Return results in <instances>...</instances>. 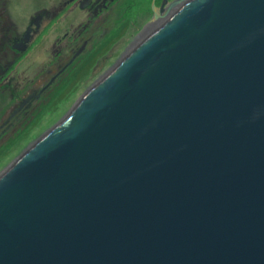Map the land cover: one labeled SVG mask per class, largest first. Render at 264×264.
I'll return each instance as SVG.
<instances>
[{"label": "water", "instance_id": "water-1", "mask_svg": "<svg viewBox=\"0 0 264 264\" xmlns=\"http://www.w3.org/2000/svg\"><path fill=\"white\" fill-rule=\"evenodd\" d=\"M152 13L0 173V264H264V0Z\"/></svg>", "mask_w": 264, "mask_h": 264}, {"label": "flooded vegetation", "instance_id": "flooded-vegetation-1", "mask_svg": "<svg viewBox=\"0 0 264 264\" xmlns=\"http://www.w3.org/2000/svg\"><path fill=\"white\" fill-rule=\"evenodd\" d=\"M117 2L118 0H63L52 10L38 14L25 31H14L11 22L5 17L1 19V12H5V9H0V96L4 93L8 96V103L0 105V159L8 148L15 146L27 133L29 126L25 128V124L23 127L24 122L29 116H35L40 103L46 100L53 102L55 99L59 102L69 95L72 77L75 78L74 72L80 71L82 56L89 42L94 39L96 25H100L94 21H106V16ZM161 3V0L156 2L158 6ZM0 6H4L1 0ZM77 10L86 11L87 18L79 21L78 32H72L69 22L72 13ZM86 33H89L88 36ZM123 37L124 35H120L115 39L109 49ZM55 38L57 41L52 45L53 57L44 59L46 54L42 60L37 61L39 50L46 48ZM39 61L42 62L41 70L30 69L32 64L38 65ZM25 70L29 72L26 77ZM80 81L81 79L75 86ZM42 112L40 110L37 115Z\"/></svg>", "mask_w": 264, "mask_h": 264}, {"label": "rangeland", "instance_id": "rangeland-1", "mask_svg": "<svg viewBox=\"0 0 264 264\" xmlns=\"http://www.w3.org/2000/svg\"><path fill=\"white\" fill-rule=\"evenodd\" d=\"M62 1L63 0H1L4 6H0V9H5V12H1V14H3L1 19L5 17L11 22L14 26V31H25L26 27L29 26L31 21L34 20L38 14L52 10L54 6L59 5ZM172 1L174 0H171V2ZM156 2L157 0H155V3ZM152 3L153 0H118L106 16V21L102 19H97L99 22L97 20L96 22L94 21V23L100 25H96L94 39L89 42L87 50L84 56H82L83 62L80 65V71L76 70L74 72L75 78L72 77L69 95L59 102L55 101V99L53 102L51 100H46L39 104L37 113L34 114L35 116L33 118L29 116L24 122L23 127L25 124H27L25 128L29 126L27 133H25L15 146L8 148L7 153L5 152L3 158L0 159V173L8 168V166H10L34 141L64 118L83 93H85L100 77L107 73L140 37L146 33L151 25V19L153 17L151 10ZM156 6L160 7L161 5L158 6L156 4ZM126 7H128V11H126ZM86 18V11H74L69 22L70 30L72 32H78L79 21H85ZM90 30L92 31V29ZM86 34L88 36L89 33ZM120 35H124V37L121 38L112 49H109L111 43ZM56 38L46 48H41L39 50L37 61L42 60L46 54L47 56L44 59L48 58V56L49 58L50 56L53 57L52 45L57 41ZM1 60L2 54H0V61ZM41 66L42 62L39 61L38 65L32 64L30 69L39 71L42 69ZM28 70L24 71L25 77L29 73ZM79 79H81L80 84L75 86ZM4 102L8 103V96L5 93L0 96V105ZM40 110L43 112L37 115Z\"/></svg>", "mask_w": 264, "mask_h": 264}, {"label": "bare ground", "instance_id": "bare-ground-1", "mask_svg": "<svg viewBox=\"0 0 264 264\" xmlns=\"http://www.w3.org/2000/svg\"><path fill=\"white\" fill-rule=\"evenodd\" d=\"M159 23H160V20H159V21H156V22H153V23L149 26V28H148V30L146 31V33H148V32L150 31L151 28H154L155 26H158ZM146 33H144V35H145ZM144 35H142V37H143ZM140 38H141V37H140Z\"/></svg>", "mask_w": 264, "mask_h": 264}]
</instances>
